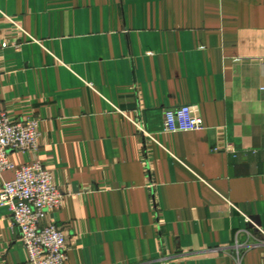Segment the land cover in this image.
<instances>
[{"label": "crops", "instance_id": "crops-1", "mask_svg": "<svg viewBox=\"0 0 264 264\" xmlns=\"http://www.w3.org/2000/svg\"><path fill=\"white\" fill-rule=\"evenodd\" d=\"M5 42L0 114L40 122L10 162L52 172L66 264H264V0H0ZM182 106L203 130L165 132ZM0 264H27L2 206Z\"/></svg>", "mask_w": 264, "mask_h": 264}, {"label": "built area", "instance_id": "built-area-1", "mask_svg": "<svg viewBox=\"0 0 264 264\" xmlns=\"http://www.w3.org/2000/svg\"><path fill=\"white\" fill-rule=\"evenodd\" d=\"M11 45L0 46V52ZM138 125V124H137ZM144 135L145 130L138 125ZM165 132H199L204 121L192 106H182L165 113ZM40 122L36 119L12 120L0 114V178L6 171H14L10 162L14 152L36 150L40 138ZM64 195L55 185L52 172L39 163L15 170L13 179L6 181L0 191V206L7 207L20 240L27 252V264H66L68 247L62 229L45 224L49 213L59 210Z\"/></svg>", "mask_w": 264, "mask_h": 264}]
</instances>
